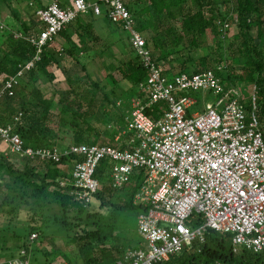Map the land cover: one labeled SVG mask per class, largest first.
<instances>
[{
    "label": "trees",
    "instance_id": "trees-1",
    "mask_svg": "<svg viewBox=\"0 0 264 264\" xmlns=\"http://www.w3.org/2000/svg\"><path fill=\"white\" fill-rule=\"evenodd\" d=\"M3 1L8 3L9 0ZM85 1L93 4L98 0ZM122 1L130 10L134 28L146 38L153 61L163 66L168 76L213 69L228 89L236 88L243 93L241 88L253 84L264 119V0ZM99 4L102 14L97 15L93 8L88 13H80L49 40L41 52L32 40L45 28L37 12L32 15L36 18L27 22L8 4L19 22V32L0 29V39H4L0 47V127L11 126L12 134L21 136L24 149L55 148L58 139L61 148L81 144L125 148V140L116 141V137L128 127L133 108L124 107L126 105L118 100V93L138 91L150 72L134 50L130 36L129 39L119 37V31L126 32L124 22H114L107 15L105 3ZM100 21L105 24V32L120 42L125 57L118 58L119 66L109 68L113 71L106 70L104 82L94 81L88 73V64L96 56L109 52L113 45L105 43L104 48L98 47L97 44L105 42L96 28ZM226 21L232 26L235 21L239 28L231 44V57L220 51L228 34L223 23ZM205 44H209L211 50L217 47L219 52L202 53L197 57L196 52ZM68 59L73 62L70 67ZM171 60L175 65L170 67ZM31 62L34 66L26 68ZM103 64L109 67L106 62ZM14 78H18V83L7 90L6 83ZM63 83L68 88L55 91L60 94L61 113L55 128L52 126L54 98L43 85L50 84L54 89ZM25 90L29 96L23 94ZM140 91L139 98H143L144 93ZM193 95L199 99V92ZM243 102L250 111L252 97L249 101L243 98ZM153 108L148 109V113L159 119L167 105L161 102ZM106 121L114 123L117 130L105 133ZM80 160L76 155L63 157L59 162L34 159L13 152L12 145L0 134V195L3 193L0 236L5 237V243L13 240L16 249L8 254L0 253V264H12L10 261L16 259L29 260L31 264H56L55 257L44 260L37 257L44 255L42 242L49 236L54 241L57 238L69 240L67 246L59 243L61 264L64 258L69 261L66 264H118L128 249L144 246L142 240L134 242L128 216L135 211L139 219L140 214L148 210L146 205L135 202L146 170H136L130 182L115 187L111 178L113 164L109 159L103 160L97 171L101 188L86 204L76 199L73 183L72 169L75 161ZM7 233H11L10 236ZM34 234L37 238L33 239ZM38 236L41 242L37 241ZM158 264H264V251L236 246L233 234L209 230L205 242L196 241Z\"/></svg>",
    "mask_w": 264,
    "mask_h": 264
},
{
    "label": "built area",
    "instance_id": "built-area-1",
    "mask_svg": "<svg viewBox=\"0 0 264 264\" xmlns=\"http://www.w3.org/2000/svg\"><path fill=\"white\" fill-rule=\"evenodd\" d=\"M99 2L105 3L114 22H124L134 50L150 72L140 85L144 96L135 103L127 130L116 137L121 141L122 136L132 133L127 139L129 147L81 144L24 149L21 136L12 134L11 126L0 127L1 136L12 145L13 152L34 159L59 162L63 157L79 156L81 160L75 161L72 169L73 183L76 199L86 204L101 188L97 171L103 160L113 164L115 187L130 182L136 170H146L135 197L137 204L148 207L138 219L144 246L128 249L118 264L168 261L194 242H205L209 230L233 234L236 246L264 251V119L256 91L248 111L241 92L226 88L213 69L168 76L163 66L153 61L146 38L134 28L133 17L122 0L93 4L75 0L67 8L56 1L38 10L45 28L32 40L39 52L80 13L93 8L97 15L102 14ZM33 66L31 62L26 68ZM17 83L18 78H14L5 88L11 90ZM201 91L207 96L214 94L217 100L206 101L203 110L191 113L200 103L193 94ZM161 102L166 103L167 110L155 119L148 109L154 110ZM16 260L10 262L29 263Z\"/></svg>",
    "mask_w": 264,
    "mask_h": 264
},
{
    "label": "rangeland",
    "instance_id": "rangeland-1",
    "mask_svg": "<svg viewBox=\"0 0 264 264\" xmlns=\"http://www.w3.org/2000/svg\"><path fill=\"white\" fill-rule=\"evenodd\" d=\"M13 6L15 8H19L18 7L19 6L18 2H15L14 1L13 2ZM27 6L28 5L25 4L24 7L23 6L20 7V9L17 12V14H19L20 17H23L24 18V21L30 22L32 18H36V17H33L32 16L33 12L31 10H29L27 8ZM0 9H2V8L0 7ZM6 14H4V16H5L4 18H2V14L0 16V18H2V21H3V22L0 21V23H1V28L0 29L5 31V29L7 28L9 31L11 30V31H14V32H19V28H18L19 27V22H18L17 18L14 16V13L13 12H8ZM236 19H237V16L235 17V20ZM38 20H39V18H38ZM234 22H233V26L231 25V23L229 25L227 23V21L226 22H223L224 23V26H225V30L226 29L228 30V34L224 38V41H223L224 47H222V49L220 51L222 53H225L227 56L230 55V57L233 54V48H232V45L231 44H232V42L235 39V35L239 31L238 30L239 28H238L237 24H235ZM120 33H121V31H120ZM19 34L20 33H18V35ZM121 34L124 35V36H122L123 38L126 35V34H124V32H122ZM102 37L103 38L105 37L104 38V41L105 42L104 43L102 42L101 44H97L98 47L99 48H104V46H106L105 43H107L108 45H112L113 44L114 46L112 45L110 51L112 53L116 54V55H113L110 51L109 52H105V54L96 56L97 58L93 59V61H91L92 63H89L88 64V73L93 78V80L94 81H97V82H104L106 80V77H107L106 70L108 71V73L111 72V71H113V70L109 69L110 67H113V65H115V66H119L120 65L118 63V58H121V59L125 58L123 56L122 51H121L122 49L119 47L120 46V42L119 41H116V39H113V36L112 35L109 36L108 33H107V35H103ZM209 41H210L211 44L214 43L211 40H209ZM3 42H4V39L3 40L0 39V47L3 45ZM216 50H217V47L214 48V50H211L210 49V45L209 44H205V45H203V49L201 51L196 52V56L197 57H200L202 55V53L214 55V53L217 54L219 52V51H216ZM104 62H106V64L109 65L108 68H107V66H104V64H103ZM67 63H69L67 65L68 67H70L71 65H73V62L71 61V59H68L67 60ZM174 63L175 62L172 63V60H171L168 64L171 67L172 65H175ZM78 70H81V67H78ZM88 81L89 80H87V82ZM111 86L112 85H110V87ZM245 86H246L245 88H243V89L241 88V90L243 92L241 94L244 96L245 101H249V99H251L254 91H256V87L253 84H248V85H245ZM67 88H68V85L65 84V83L58 84L56 86V88H54V89H53V87L50 84L43 85V89L45 91H47V93L50 94L51 97L54 98L55 108H53V113H54L55 118H54V121H52L53 122L52 126L55 127V128H57L56 123H58V121L61 120V118H60V116H61L60 115L61 114L60 113V107L58 105V101H59V98H60V94L59 93H56L55 91H58V89L61 90V89H67ZM27 92H28V90H25V91H23V94H25L26 96H29ZM140 95H141L140 89H138V91H135V90L134 91H130L129 94H125V93L123 94V93L120 92V93H118V100H120V102H121L122 105H126L124 107H131V108H133L134 107V104L139 100V96ZM206 96H207V92H203V91L199 92V101H200V103L197 106H195V107H193L191 109V113H194V112L203 110L204 107H205L204 103L206 104V101H209L210 102V101H216L217 100V98H216V96L214 94H212V95L209 94L207 97ZM105 123H106L105 124V130H106L105 133L111 134L114 130H117V128H116V126H115L114 123H110V122H107V121ZM126 129H127V127L124 128V130H126ZM124 130H122V132ZM122 132H121V134H122ZM55 138H56V136H55ZM56 141L58 142V145H56V144L55 145L58 146V147H60L59 146V144L61 142L60 139H58ZM1 196H3V193L0 195V201L3 199V197H1ZM128 217H129L130 222L132 224V234H131V236H133V239H136L134 242L135 243H138L142 239L140 238L139 234L137 233L138 219L136 218L135 211L131 212V216H128ZM7 234L10 236L11 233L10 234L7 233ZM32 237L33 238H37V234L33 235ZM8 239H10V237ZM59 239L60 238H57L54 241L49 236L47 238V240H45L44 242H42L43 243V246H45V247H43L44 248L43 251L45 253H44V255H40L39 254V256H37L38 259L39 260H44L45 258H51V257L53 258V257H55L56 260L58 261V262L57 261L56 262L59 263V264H61L60 261H59V258L60 257L58 258V256H59L58 252H59V249H60L59 248V245H60L59 243L60 242H63L64 243V246H67L66 244L69 243V240H68V238H64L63 240H61V239L59 240ZM37 241L41 242L42 241V238L38 236ZM5 242H6L5 237L0 236V251H1L0 253L8 254L10 252H15L16 251V249L14 248L15 247V243H14L13 240H9V242H7V243H5ZM62 261L65 264L67 262H69L68 259H66V258H64ZM25 264H31V262L30 261H29V263L28 262H25Z\"/></svg>",
    "mask_w": 264,
    "mask_h": 264
},
{
    "label": "crops",
    "instance_id": "crops-1",
    "mask_svg": "<svg viewBox=\"0 0 264 264\" xmlns=\"http://www.w3.org/2000/svg\"><path fill=\"white\" fill-rule=\"evenodd\" d=\"M18 2V4H19V8H15L14 6H13V2ZM59 2L60 4H66V6H69V5H72L73 4V1L74 0H9L8 1V3H6V1H3V0H1L0 1V7L2 8V9H0V12H2V18H4L5 16H4V14H6V13H8V12H12L9 8H8V4H11V7H12V9L13 10H15V11H19V9H20V7H24V5L25 4H27L28 6H27V8L29 9V10H31L32 12H33V14L34 13H36L38 10H40V9H42L43 8V6H47V5H50V4H52V3H54V2ZM32 14V15H33ZM7 15V14H6ZM2 18H1V22H3L2 21ZM96 28L98 29V31H101V34L102 35H107V32H105V30H106V28H105V24H104V22H102V21H100V22H97L96 23ZM120 32V31H119ZM122 33V32H121ZM121 33H119V36H124V35H122ZM121 34V35H120ZM124 34H126L125 35V37L124 38H126V39H129V34L128 33H126V32H124ZM128 37V38H127ZM117 41V40H116ZM135 105V104H134ZM127 130V129H126ZM125 131V130H124ZM119 135V134H118ZM117 135V136H118ZM120 135H121V133H120ZM131 135H133L132 133L131 134H128V135H125V136H122V138L121 139H124L125 140V148L126 147H129L128 145V143H127V139L128 138H130L131 137ZM131 139V138H130ZM139 192V191H138Z\"/></svg>",
    "mask_w": 264,
    "mask_h": 264
}]
</instances>
